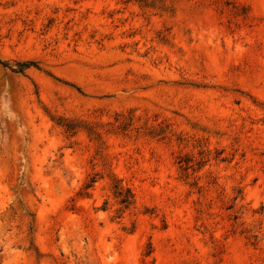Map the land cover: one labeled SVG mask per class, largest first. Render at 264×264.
<instances>
[{
	"label": "rangeland",
	"instance_id": "obj_1",
	"mask_svg": "<svg viewBox=\"0 0 264 264\" xmlns=\"http://www.w3.org/2000/svg\"><path fill=\"white\" fill-rule=\"evenodd\" d=\"M0 60V264H264V0H0Z\"/></svg>",
	"mask_w": 264,
	"mask_h": 264
},
{
	"label": "trees",
	"instance_id": "obj_2",
	"mask_svg": "<svg viewBox=\"0 0 264 264\" xmlns=\"http://www.w3.org/2000/svg\"><path fill=\"white\" fill-rule=\"evenodd\" d=\"M0 64L3 66H7L6 63H4L3 61L0 60ZM30 65H34V62L32 61H28V62H22V63H18L16 68H11V70L13 72H19L21 73L25 68L29 67ZM117 186V185H116ZM117 189H119L118 191L116 190V193L118 195H121V187L117 186ZM125 192H127L128 194L126 196H124L123 198H121L120 202L124 203V204H129L131 202L130 198L132 197L130 194V191L128 189H125Z\"/></svg>",
	"mask_w": 264,
	"mask_h": 264
},
{
	"label": "bare ground",
	"instance_id": "obj_3",
	"mask_svg": "<svg viewBox=\"0 0 264 264\" xmlns=\"http://www.w3.org/2000/svg\"><path fill=\"white\" fill-rule=\"evenodd\" d=\"M4 106H5V108H6V107H9V106H8V103H7V100L4 102Z\"/></svg>",
	"mask_w": 264,
	"mask_h": 264
}]
</instances>
